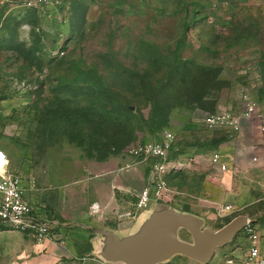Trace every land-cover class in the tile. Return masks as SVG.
<instances>
[{
	"label": "rangeland",
	"instance_id": "1",
	"mask_svg": "<svg viewBox=\"0 0 264 264\" xmlns=\"http://www.w3.org/2000/svg\"><path fill=\"white\" fill-rule=\"evenodd\" d=\"M28 1L0 0V149L24 190L64 158L132 162L141 183L154 160L135 159L129 149L170 128L176 136L170 158L179 167L167 174L171 192L161 206L196 204L199 188L207 204L205 188L214 179L180 163L235 133L179 126L194 114L239 111L244 90L257 104L264 138V0ZM93 72L101 82L85 81ZM107 103L127 104L131 115L122 132L127 141L102 158L92 140L120 134L102 121ZM244 159L243 169H231L238 201L211 222L215 230L238 215L248 216L257 233L264 227V149L246 150ZM16 234L0 233V259L18 247ZM179 235L191 240L184 229ZM249 244L245 227L216 249L215 259L227 247L243 259Z\"/></svg>",
	"mask_w": 264,
	"mask_h": 264
},
{
	"label": "crops",
	"instance_id": "2",
	"mask_svg": "<svg viewBox=\"0 0 264 264\" xmlns=\"http://www.w3.org/2000/svg\"><path fill=\"white\" fill-rule=\"evenodd\" d=\"M195 126L198 124L188 120L179 127L188 131ZM214 130L217 129L208 131ZM263 141L262 132L255 124V118L243 119L240 131L234 136L229 137L228 134L224 144L219 148H204L192 154L197 157L194 163L197 172L205 173L214 179L213 184L205 188L207 195L205 200L208 203L202 202L203 194L200 193L201 188H199L200 200L196 204L188 205L183 209L169 204L166 206L197 215L204 220L205 226L212 227L211 222L218 216L226 214L227 211H223L222 207L238 201L236 191L240 188L231 181V169L235 166L237 170L243 169L247 164V160L244 159L246 150H252L254 153L261 151L264 149ZM214 151L220 154L219 163L210 161ZM66 159H63L61 167L41 173L39 182L31 185L30 189L24 192L26 199L33 206L54 213L72 226L66 234L59 233L53 238L42 241H37L21 231L0 230V233H17L15 239L18 243L15 250L1 257L0 264H125L106 261L101 256L103 237L92 233L89 229L99 227L113 230L120 236L131 235L139 231L153 210L168 203V199L155 203L149 209L139 212L134 219L119 221L117 217L119 213L135 208L137 195L145 186L148 175L138 183V178H141L139 168L133 166L132 162L123 164L116 158L95 163L74 159L65 161ZM183 162L184 167H188L187 160ZM222 164L226 165L225 170L221 168ZM258 233V244L261 252L264 253L263 226L258 229ZM237 252V249L227 247L222 259H215V254L208 263H201L182 254H175L167 262L168 264H224L227 255H235ZM235 264L244 263L242 259H236Z\"/></svg>",
	"mask_w": 264,
	"mask_h": 264
},
{
	"label": "built area",
	"instance_id": "3",
	"mask_svg": "<svg viewBox=\"0 0 264 264\" xmlns=\"http://www.w3.org/2000/svg\"><path fill=\"white\" fill-rule=\"evenodd\" d=\"M48 0H30L29 6H41ZM241 109L234 111L224 107L214 113L193 115L191 121L205 130L225 129L238 133L243 119H253L256 116L257 104L242 91ZM175 132L165 128L159 134V139L149 142L140 141L129 149V153L137 159H153L147 182L137 195L135 208L118 214L119 221L134 219L139 212L149 209L153 204L168 199L171 189L167 183V174L174 168L179 167L178 161L170 158L174 148ZM256 160V157H254ZM197 161L195 155L190 156L189 164ZM212 163L220 162V154L214 151L210 157ZM184 167V162L180 163ZM221 168L226 169L222 164ZM223 211L233 212L232 205H226ZM222 211V210H221ZM0 225L9 229L21 231L32 236L37 241L53 238L59 233L70 229L71 223L64 221L50 211H42L26 199L24 187L20 178L10 171V161L6 152L0 149ZM249 248L242 261L244 264H264V253L259 247V234L249 224L247 226ZM237 258L227 255L224 264H235ZM155 264H168L167 261Z\"/></svg>",
	"mask_w": 264,
	"mask_h": 264
},
{
	"label": "water",
	"instance_id": "4",
	"mask_svg": "<svg viewBox=\"0 0 264 264\" xmlns=\"http://www.w3.org/2000/svg\"><path fill=\"white\" fill-rule=\"evenodd\" d=\"M249 224L248 216L238 215L215 230L205 226L204 220L197 215L163 206L153 210L139 231L131 235L120 236L113 230L99 227L89 230L103 237L101 256L109 262L155 264L182 254L208 263L217 248L228 245ZM181 229L191 234L190 241L180 237Z\"/></svg>",
	"mask_w": 264,
	"mask_h": 264
},
{
	"label": "trees",
	"instance_id": "5",
	"mask_svg": "<svg viewBox=\"0 0 264 264\" xmlns=\"http://www.w3.org/2000/svg\"><path fill=\"white\" fill-rule=\"evenodd\" d=\"M85 81L93 84L95 82H101V77L96 74V72H93L86 76ZM127 105V104H126ZM119 109H114L109 106V104H104L102 107L103 112V123L107 124V127H109L111 124L113 126H117L116 132L120 133L118 136L115 134V136H106L102 139L92 140V142H95L98 144V146L101 148L99 150V154L102 158H105L108 156L111 148H116L117 145L123 144V142H126L127 139H125L122 135L123 130H126L127 126L130 122V115L131 110L128 106H126ZM8 227H5L3 225H0V230H7Z\"/></svg>",
	"mask_w": 264,
	"mask_h": 264
}]
</instances>
